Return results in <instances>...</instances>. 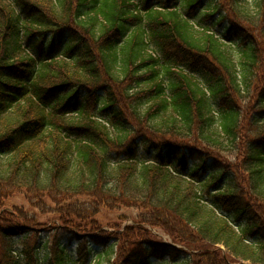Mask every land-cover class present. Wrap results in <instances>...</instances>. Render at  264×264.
<instances>
[{
  "label": "trees",
  "instance_id": "obj_1",
  "mask_svg": "<svg viewBox=\"0 0 264 264\" xmlns=\"http://www.w3.org/2000/svg\"><path fill=\"white\" fill-rule=\"evenodd\" d=\"M17 193L75 202L43 258ZM153 259L264 264V0H0V264Z\"/></svg>",
  "mask_w": 264,
  "mask_h": 264
},
{
  "label": "rangeland",
  "instance_id": "obj_2",
  "mask_svg": "<svg viewBox=\"0 0 264 264\" xmlns=\"http://www.w3.org/2000/svg\"><path fill=\"white\" fill-rule=\"evenodd\" d=\"M86 201L87 200L83 198H77L76 202L78 204L76 205L81 206L80 203L81 202L86 203ZM72 205H75L74 201H71V202L66 201V202L57 204L56 202H53L51 199L45 196L42 198V202H40L37 207L33 204V201H30V196L23 194V193H17L12 198H10L7 202L8 207L18 208L19 210H22L25 216H27L28 218L34 219L33 222L27 223V226H29V228H39V233L37 235L36 234L32 235L33 233H29L31 235H29L28 238L30 242H33L36 239L37 243L40 244L39 251H38L39 253L38 256H40V258H43L48 253L47 251L48 245L45 244L43 239H44V235L46 233L50 234L51 231H44L45 228L50 227L53 230H55L54 232L51 233V234L54 233V236L60 235L62 229L64 228L65 229L74 228V225H72V223L70 222L66 223L64 221H61L60 219V211L66 208L67 206H72ZM140 213H141L140 209L133 208V207H121V206L114 207V208L101 207L99 212L91 217V220L96 222V226H95L96 229H94V234L101 233V232L105 233V231L114 232L115 235H117V233L122 234V232L124 231L126 227H129L130 225L131 226L136 225L137 223H139V222H136L135 219L138 218ZM73 220L78 221V218H74ZM144 226L150 232L149 234H146V235L148 237H151V239L155 240L157 243L162 242V243H165V244L167 243L170 245L174 243L173 245H175L176 247H181L182 249L186 251H190V250L196 251L197 250L196 248L192 249L188 247L187 245H185L184 243L174 239L162 227L150 226L149 224H145ZM55 232H57L58 234H56ZM77 234L78 235L76 237H73L77 239H72V240L70 239V243L67 246L68 249L72 251V253H75L76 251L77 240L79 238L86 236L85 231H82V229ZM88 235L92 236L91 233H88ZM146 235L144 234V236ZM63 236L65 240L64 242L67 243V239L71 238L72 235L70 233H66ZM120 238L121 237H119V242H120ZM204 243L205 242L200 243L202 247H206V245H208L207 243L205 244ZM13 244L21 247L20 240H15ZM93 244L95 243L92 242L91 245ZM93 246H96V245H93ZM214 247L216 248L215 250L219 251V253L221 255H224L226 258L235 259L228 252H226L225 248L222 245H216ZM94 248L97 249V247H94ZM151 261H152V264H158V262H156L154 259ZM239 262L248 263L247 261L239 260V261L234 262V264H237Z\"/></svg>",
  "mask_w": 264,
  "mask_h": 264
}]
</instances>
